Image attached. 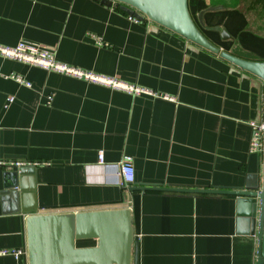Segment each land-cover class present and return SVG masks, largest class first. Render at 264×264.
Segmentation results:
<instances>
[{
    "label": "crops",
    "instance_id": "1",
    "mask_svg": "<svg viewBox=\"0 0 264 264\" xmlns=\"http://www.w3.org/2000/svg\"><path fill=\"white\" fill-rule=\"evenodd\" d=\"M127 8L0 0L1 44L38 41L61 61L176 98L133 95L0 54V73L32 82L0 74V248H27L33 212L130 205L139 264H256L258 240L239 230L236 195L142 190L107 177L100 150L108 162L133 157L132 186L239 187L260 180L263 163L249 150L250 120L263 118V79L155 21H132ZM189 8L221 50L264 60V0H189ZM15 160L47 162L19 171ZM13 170L18 186L10 187ZM0 264L29 262L2 256Z\"/></svg>",
    "mask_w": 264,
    "mask_h": 264
},
{
    "label": "water",
    "instance_id": "2",
    "mask_svg": "<svg viewBox=\"0 0 264 264\" xmlns=\"http://www.w3.org/2000/svg\"><path fill=\"white\" fill-rule=\"evenodd\" d=\"M186 38L245 68L264 81V60L246 58L220 47L199 27L189 0H119ZM127 5V6H128ZM133 7L129 10H133ZM203 10L199 19L203 22ZM264 120V107H263ZM18 170L8 171L10 187L18 186ZM16 180V181H15ZM142 190L222 193L236 195L240 232L255 234L258 240L256 264H264V149L260 180L239 187L201 185L132 186ZM129 186V187H130ZM27 257L29 264H139V238L130 205L79 208L69 211L33 212L27 216ZM95 239L93 246L77 241Z\"/></svg>",
    "mask_w": 264,
    "mask_h": 264
},
{
    "label": "built area",
    "instance_id": "3",
    "mask_svg": "<svg viewBox=\"0 0 264 264\" xmlns=\"http://www.w3.org/2000/svg\"><path fill=\"white\" fill-rule=\"evenodd\" d=\"M120 2L121 1L119 0H114L115 6H118ZM130 7L132 8L133 6L128 5V8L125 12L127 14V17L132 21L142 22L144 19L146 21H153L144 13L142 14V16L137 15L135 12L136 8L133 7V10H129ZM91 36L93 37L95 43H97L98 45L106 44L104 38L101 35L97 33H91ZM0 54L5 57L14 58L33 65L41 66L47 70L58 71L60 73L75 76L77 78L85 79L90 82L106 85L114 89L124 90L133 95L149 94L155 97L176 101V98L174 96L156 91L155 89L137 83L126 82L113 75H107L91 69L80 67L78 65L61 61L56 56L55 48L31 39H20L14 45L0 43ZM0 74L4 75L5 77H12L28 86L32 85V82L27 80L21 74ZM13 99L14 96L9 95L7 97L5 105H8L11 101H13ZM250 124L252 126V133L249 150L251 152L262 154L264 149V120L263 118H260L259 120L252 119L250 120ZM104 156L105 155L103 150H100L98 155L99 161L104 164L107 177H109V175L111 174L110 172H112L113 179L111 182L125 187L130 186L135 182V166L133 157L131 155H125L121 160L117 162H108L105 160ZM46 162L47 161L40 160H15L11 161V165L16 166V168L20 171L24 165L40 164ZM0 163L5 164V161L0 160ZM107 180L110 181L109 178H107ZM2 256H12L18 260L23 256H27V248H0V257Z\"/></svg>",
    "mask_w": 264,
    "mask_h": 264
},
{
    "label": "rangeland",
    "instance_id": "4",
    "mask_svg": "<svg viewBox=\"0 0 264 264\" xmlns=\"http://www.w3.org/2000/svg\"><path fill=\"white\" fill-rule=\"evenodd\" d=\"M89 243H90V244H91V243H92V244H96V240H95V239H94V240L92 239V240L89 241Z\"/></svg>",
    "mask_w": 264,
    "mask_h": 264
}]
</instances>
